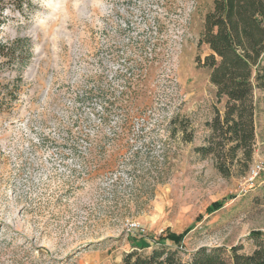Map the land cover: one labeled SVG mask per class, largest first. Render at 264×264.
I'll return each instance as SVG.
<instances>
[{"label": "rangeland", "instance_id": "obj_1", "mask_svg": "<svg viewBox=\"0 0 264 264\" xmlns=\"http://www.w3.org/2000/svg\"><path fill=\"white\" fill-rule=\"evenodd\" d=\"M214 1L0 0V43L32 53L0 62V264H123L135 238L189 228L187 262L255 249L264 105L248 165L197 152L227 103L199 44Z\"/></svg>", "mask_w": 264, "mask_h": 264}, {"label": "trees", "instance_id": "obj_2", "mask_svg": "<svg viewBox=\"0 0 264 264\" xmlns=\"http://www.w3.org/2000/svg\"><path fill=\"white\" fill-rule=\"evenodd\" d=\"M29 42L17 39L8 47L0 43V62L21 60L26 66L32 56ZM199 44L210 49L204 65L211 71L210 81L217 96L226 98L227 103L224 115L216 114L208 124V145L197 152L211 157L218 171L229 176L239 155L247 165L252 161L257 111L260 103L264 105V0H215ZM257 92L262 93L260 99H256ZM225 203L217 201L207 211L220 210ZM191 230L181 234L167 230L157 238H135L122 263L264 264V236L260 232L248 237L255 245L251 253H243L242 246L230 250L202 247L187 262L180 250H184V240Z\"/></svg>", "mask_w": 264, "mask_h": 264}, {"label": "built area", "instance_id": "obj_3", "mask_svg": "<svg viewBox=\"0 0 264 264\" xmlns=\"http://www.w3.org/2000/svg\"><path fill=\"white\" fill-rule=\"evenodd\" d=\"M252 183L264 175V167L261 164H255L250 171Z\"/></svg>", "mask_w": 264, "mask_h": 264}]
</instances>
